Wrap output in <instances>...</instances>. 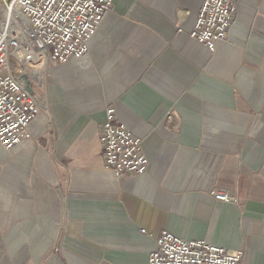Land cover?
<instances>
[{
  "label": "crops",
  "instance_id": "crops-1",
  "mask_svg": "<svg viewBox=\"0 0 264 264\" xmlns=\"http://www.w3.org/2000/svg\"><path fill=\"white\" fill-rule=\"evenodd\" d=\"M202 2L114 0L86 58L47 63L29 139L0 145V264H147L163 231L264 264V0H236L212 52ZM107 109L144 174L105 168Z\"/></svg>",
  "mask_w": 264,
  "mask_h": 264
},
{
  "label": "built area",
  "instance_id": "built-area-1",
  "mask_svg": "<svg viewBox=\"0 0 264 264\" xmlns=\"http://www.w3.org/2000/svg\"><path fill=\"white\" fill-rule=\"evenodd\" d=\"M114 0H0V145L10 150L29 139L28 126L39 113L40 74L47 63L65 64L88 55V42ZM236 0H203L190 37L213 51L233 24ZM17 65L13 74L10 60ZM99 142L103 164L115 178L147 171L141 140L107 109ZM218 202L234 203L225 192ZM144 233V230H141ZM147 264H244L242 252L205 241L180 239L163 231Z\"/></svg>",
  "mask_w": 264,
  "mask_h": 264
},
{
  "label": "rangeland",
  "instance_id": "rangeland-1",
  "mask_svg": "<svg viewBox=\"0 0 264 264\" xmlns=\"http://www.w3.org/2000/svg\"><path fill=\"white\" fill-rule=\"evenodd\" d=\"M10 65L13 69V74L16 76L17 75V68H18V65L11 59L10 60Z\"/></svg>",
  "mask_w": 264,
  "mask_h": 264
}]
</instances>
